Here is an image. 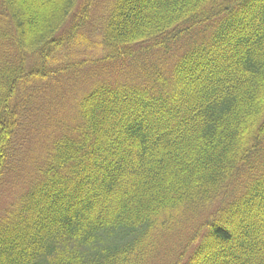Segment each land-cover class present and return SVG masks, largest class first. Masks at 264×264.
I'll list each match as a JSON object with an SVG mask.
<instances>
[{"label": "trees", "instance_id": "trees-1", "mask_svg": "<svg viewBox=\"0 0 264 264\" xmlns=\"http://www.w3.org/2000/svg\"><path fill=\"white\" fill-rule=\"evenodd\" d=\"M7 189L0 264H264V0H0Z\"/></svg>", "mask_w": 264, "mask_h": 264}, {"label": "rangeland", "instance_id": "rangeland-1", "mask_svg": "<svg viewBox=\"0 0 264 264\" xmlns=\"http://www.w3.org/2000/svg\"><path fill=\"white\" fill-rule=\"evenodd\" d=\"M106 76V79H108L109 80V78H108V75H105ZM104 76V77H105ZM122 76H123V73H122V75L121 74H117V75H115V76H112V79L113 78H115L117 81L118 80H121L122 79ZM104 77H102L101 79H95L94 81H98V80H103L104 79ZM105 81V80H104ZM91 83V80L89 81V84ZM85 91V90H84ZM31 147H33V148H37L38 149V145L36 144V141L35 142H33V144H32V146ZM37 152H38V150H37ZM11 191H8V189L7 190H5V194H4V196L2 197V199H0V213H1V211H3V210H5V208H6V206H8L10 203H11Z\"/></svg>", "mask_w": 264, "mask_h": 264}]
</instances>
